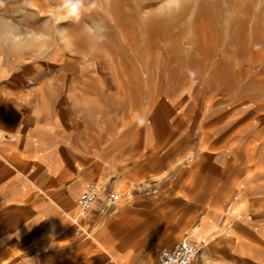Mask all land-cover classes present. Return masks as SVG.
Listing matches in <instances>:
<instances>
[{"label":"rangeland","instance_id":"374dc122","mask_svg":"<svg viewBox=\"0 0 264 264\" xmlns=\"http://www.w3.org/2000/svg\"><path fill=\"white\" fill-rule=\"evenodd\" d=\"M56 3L6 0L0 7L5 21L0 23V107L17 122L36 121L37 127L55 131L63 165L74 166L66 182L91 168L75 193L74 209L87 183L105 184L104 178L125 174L123 199L142 167L154 177L155 166L189 161L193 142L202 146V163L232 168L233 194L244 201L234 210L244 208L234 225L249 229V241L264 248V166L251 180V163L241 152L245 126L254 119L264 126V79L257 80L258 66L249 53L253 43L264 45V0H99L79 23L60 24L67 46L51 22L43 25ZM84 25L105 26L106 39L98 43ZM261 72L264 76V68ZM232 89L241 94H231ZM248 90L258 93L241 112L237 102ZM226 187L208 200L213 187L202 184L203 205L194 223L201 226L212 209L220 211ZM90 232L89 239L95 236ZM250 252L258 258V247ZM230 262L264 264L238 257Z\"/></svg>","mask_w":264,"mask_h":264},{"label":"crops","instance_id":"0c3cea01","mask_svg":"<svg viewBox=\"0 0 264 264\" xmlns=\"http://www.w3.org/2000/svg\"><path fill=\"white\" fill-rule=\"evenodd\" d=\"M37 126L36 121L17 122L0 107V264H159L154 253L172 247L186 233L201 244L193 264H232L235 257L264 263V248L249 241V229L234 225L244 208L234 210L244 201L233 194L232 168L225 162L202 163V146L193 142L188 153L193 160L189 156L186 162L155 166L154 177L142 167L121 202L99 212L102 194L81 218L82 233L73 235V198L91 168L66 182L65 174L74 166L63 165L58 135L49 126ZM104 180V191L124 194L125 174ZM202 184L213 187L208 200L220 186H227V195L220 211L212 209L193 231L203 205ZM91 229L95 236L89 239ZM257 247L259 256L252 257L250 251Z\"/></svg>","mask_w":264,"mask_h":264},{"label":"built area","instance_id":"2783aa9c","mask_svg":"<svg viewBox=\"0 0 264 264\" xmlns=\"http://www.w3.org/2000/svg\"><path fill=\"white\" fill-rule=\"evenodd\" d=\"M105 184L98 181L87 183L81 190L77 201L76 216L71 218L72 234L80 235L81 218L92 209L94 202L103 194V201L98 206L99 212H104L109 205L115 204L121 197L120 191L108 189L104 191ZM201 250V244L184 234L172 247L159 251V264H193Z\"/></svg>","mask_w":264,"mask_h":264},{"label":"bare ground","instance_id":"6f19581e","mask_svg":"<svg viewBox=\"0 0 264 264\" xmlns=\"http://www.w3.org/2000/svg\"><path fill=\"white\" fill-rule=\"evenodd\" d=\"M254 28V27H253ZM201 30H203V29H201ZM254 30H255V28H254ZM254 30H252V32L254 31ZM204 31V30H203ZM251 32V33H252ZM241 34V33H240ZM239 35V34H238ZM253 35V34H252ZM256 35V34H255ZM262 35H264V34H262ZM210 37V36H209ZM254 37V36H253ZM247 39H249L248 37H247ZM246 39V40H247ZM256 39V38H255ZM255 39H254V41H255ZM252 40V39H251ZM257 40H259L258 38H257ZM262 40H264V39H262ZM249 42V41H248ZM259 42V41H258ZM242 43V42H241ZM247 43V42H246ZM251 43V42H250ZM249 43V44H250ZM254 45H253V47H254V49L252 50L251 49V51H250V48H248L247 47V49H249V50H247V49H245L244 50V52L247 50V51H250L249 53H250V56H248V57H250L251 59H250V62L252 63V62H254V63H256V65L258 66V71L256 72V73H254L255 74V76L257 77V80H261V79H264V76H262V68H264V48H262V46H264V45H262V44H259V43H253ZM244 45H246L245 43H244ZM242 46V45H241ZM252 46V45H251ZM250 46V47H251ZM240 47V46H239ZM243 47V46H242ZM235 48H236V46H235ZM235 48H233V49H235ZM239 49V48H238ZM238 49H235V51L236 50H238ZM243 49V48H242ZM241 49V50H242ZM233 54H236V53H233ZM237 54H238V52H237ZM244 54V53H243ZM244 56V55H243ZM235 59V58H234ZM245 60H246V58H245ZM248 62V61H247ZM246 62V63H247ZM234 70H238V68L237 69H234ZM234 70H232V71H234ZM241 72V71H240ZM240 72H239V74H240ZM231 73H233V72H231ZM236 73V72H235ZM230 74V73H229ZM248 74V73H247ZM233 75H234V73H233ZM232 75V76H233ZM246 75V74H245ZM237 76V75H236ZM239 76V75H238ZM241 76V75H240ZM252 76H254V75H252ZM234 77H235V75H234ZM230 78V77H229ZM250 78V77H249ZM255 78V77H254ZM237 79V78H236ZM239 79V78H238ZM237 79V80H238ZM252 79H253V77H252ZM238 81H240V80H238ZM254 82V81H253ZM250 84H252V83H250ZM209 85V84H208ZM259 85V84H258ZM257 84H256V86H258ZM241 86V85H240ZM249 86V85H248ZM252 86V85H251ZM255 85L253 84V87H254ZM237 87V86H236ZM258 87H260V86H258ZM210 88H211V86H208V88L206 87V89H208V90H206L207 92H205V93H209L210 92ZM235 89V88H234ZM234 89H232V92H231V94L232 93H235V91H234ZM238 89V88H237ZM254 89V88H253ZM240 90V89H239ZM244 91H246L245 89H244ZM248 91H250V94H248L249 96H245V97H240V100L237 102V105L239 106H237V108L236 109H238L239 111L241 110V112H243V111H245V110H248L249 108H250V105H252L253 103H254V97H255V93H258V92H255V93H253V91H252V93H251V90H248ZM238 92V91H237ZM236 92V93H237ZM235 93V94H236ZM239 93V95L241 94L240 92H238ZM245 93V92H244ZM247 93V92H246ZM237 97H238V95H236ZM235 96V97H236ZM244 96V95H243ZM257 96V95H256ZM261 96V95H260ZM211 98H208L207 100L208 101H211L213 98H212V96H210ZM258 97V96H257ZM205 99V97H203V100ZM235 99H237V98H235ZM260 99V98H259ZM206 100V99H205ZM204 100V101H205ZM247 103V104H246ZM256 104V103H255ZM233 106V105H232ZM255 106V105H254ZM257 106L259 107L260 105L258 104V102H257ZM192 110V109H191ZM233 110H235V108L233 109ZM233 112V111H232ZM246 116V115H245ZM241 118V120L244 118V115L242 116H240ZM256 118V117H255ZM240 119H238V120H240ZM226 122V121H225ZM242 128V127H241ZM250 131H255L254 132V135L252 134V137H247L248 136V134H249V132ZM253 133V132H252ZM235 134V133H234ZM243 136H244V140H243V144H242V150H241V152L242 153H245L246 155H247V159H249V162L251 163V171L249 172L250 174V179L251 180H255L256 178H257V169L259 168V167H261V166H264V164H262V163H264V161H262V160H264V156H262V155H264V154H262L261 156H257V154L258 153H260V152H262V153H264V151H261L262 150V148H264V126H261V125H259L258 124V120L257 119H254V121L252 120V122L251 123H248L246 126H245V129H244V132H243ZM242 136V137H243ZM245 138H247V139H245ZM239 168H238V166L236 167V170H238ZM117 191H119L118 189H116ZM219 192V191H218ZM220 193V192H219ZM70 205V204H69ZM205 209L207 210V212H209L210 211V208H208V207H205ZM75 210H76V213H77V206L75 205ZM74 216H76V214L74 215ZM201 218H203V215H201ZM198 226H199V221L198 222H196L194 225H193V231L195 230H197V228H198ZM189 236H190V234L189 233H187ZM191 238H193L192 236H190ZM195 240V239H194ZM197 241V240H196Z\"/></svg>","mask_w":264,"mask_h":264},{"label":"clouds","instance_id":"9594fccd","mask_svg":"<svg viewBox=\"0 0 264 264\" xmlns=\"http://www.w3.org/2000/svg\"><path fill=\"white\" fill-rule=\"evenodd\" d=\"M5 3L6 0H0V7H3ZM99 6V0H57V3L46 13L43 25L47 26L51 22L55 27V35L59 39V42L67 46V32L60 27V24L66 21L79 23L83 18L85 9L92 10ZM3 22H5L4 18L0 16V23ZM7 22L12 23L11 21ZM84 27L98 43H102L106 39L107 28L105 26L93 27L91 25H84Z\"/></svg>","mask_w":264,"mask_h":264}]
</instances>
